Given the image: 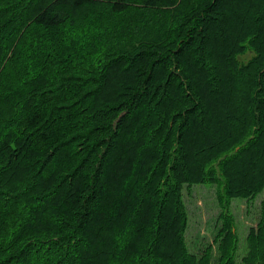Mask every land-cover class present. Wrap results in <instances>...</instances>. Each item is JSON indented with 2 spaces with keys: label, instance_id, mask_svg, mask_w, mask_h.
<instances>
[{
  "label": "trees",
  "instance_id": "16d2710c",
  "mask_svg": "<svg viewBox=\"0 0 264 264\" xmlns=\"http://www.w3.org/2000/svg\"><path fill=\"white\" fill-rule=\"evenodd\" d=\"M184 184L217 186L216 263ZM0 264H264V0H0Z\"/></svg>",
  "mask_w": 264,
  "mask_h": 264
},
{
  "label": "rangeland",
  "instance_id": "374dc122",
  "mask_svg": "<svg viewBox=\"0 0 264 264\" xmlns=\"http://www.w3.org/2000/svg\"><path fill=\"white\" fill-rule=\"evenodd\" d=\"M252 55L246 52L238 56L240 61H246ZM215 184H197L182 188L183 200L187 211V226L184 232L187 249L191 253L201 255L211 246V262L216 263L217 241L215 235L221 225L218 217L220 204L216 197ZM263 191L253 198H232L228 209L234 218L235 230L238 236V246L234 259L239 262L247 252L246 236L250 227H255L259 217L260 200Z\"/></svg>",
  "mask_w": 264,
  "mask_h": 264
}]
</instances>
